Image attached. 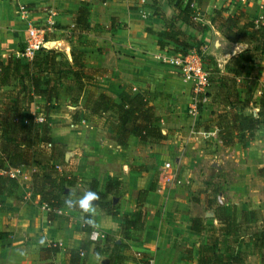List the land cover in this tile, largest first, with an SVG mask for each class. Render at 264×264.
<instances>
[{
	"label": "crops",
	"instance_id": "1",
	"mask_svg": "<svg viewBox=\"0 0 264 264\" xmlns=\"http://www.w3.org/2000/svg\"><path fill=\"white\" fill-rule=\"evenodd\" d=\"M16 1H21L19 4L34 9L30 19L34 18L36 24L48 18L47 10L55 12L54 16L48 18L54 22L51 32L58 35L50 38L51 42H55L56 46L62 48L64 54L70 56L71 67H74L72 52L77 59L82 58L84 61L81 79L73 81L78 85V89L86 82L98 88V93L117 98L121 91L132 86L135 92L146 95L149 104L153 106L154 115L160 119L159 122H163L159 102L167 99L172 101L171 97L177 96L178 100L188 101L189 105L192 94L191 82L183 80L173 68L161 64L158 60L160 54L172 52L175 44L166 42L161 47L160 37L148 31L151 29L159 32L164 29L166 21L175 14L177 0ZM186 1L180 0L177 5L183 7ZM194 6L197 10V21L205 24L207 28L197 31L183 22L176 25L185 35L195 38L207 54L216 57L219 61L216 74L219 76L213 79L218 86L210 81L208 88L211 101L199 112L201 119L207 121L203 123L204 128L200 125L201 128L194 129L193 124L196 120L189 115L191 133L194 132L193 138L198 143L204 138L196 133L197 130L216 131V135L210 137L209 141L218 142L220 153L209 152L203 155L199 151L204 150L198 146L196 152L187 154L179 147L180 149L171 155L172 161L167 157L158 166L148 164L142 169L129 167L127 163L137 161L132 158L134 148H130V139L136 136L131 135L127 146L121 147L116 143L111 125H108L114 144L110 151H114L115 155L110 163L111 166H116L117 171L105 169L107 153L98 156L87 155L91 149L88 141H83L78 148L64 153V157H68L66 159L68 167L76 163L73 175L80 176L83 171L95 175L89 191L95 186L94 192L102 196L100 199L103 203L93 201L88 213L83 212L78 206L70 208L66 204L53 208L44 202L39 194L33 193L31 184H26L28 179L20 180L16 189L17 197L0 195V264H104V261L106 264L107 258L104 257L108 254L105 251L107 239L114 233H118L117 235L125 241V250L128 254L138 253L145 258L153 257L154 264H198L201 246L211 243L212 238L217 236L221 249H225V246L223 247L225 235L219 234L223 224L216 219L214 209L217 206L230 205L236 208L239 224L237 234L231 239L226 237V246L235 249L241 256L239 250L246 243L250 248L247 249V256L243 258L242 254L241 264H264L262 251L259 250L260 241L251 235L252 229L264 228V222L256 219V216L264 217V190L255 187L264 183V177L258 172L264 167V124L259 123L255 127L252 138L244 147L239 143L226 146L220 136L224 134L225 129L219 123L220 117L217 116L220 111H223L222 114L235 111V107L230 106L231 100L235 106L247 100L249 105L245 107L243 113H252L257 117V111L250 107L254 104V108L259 110L260 100L264 96V54L251 51L260 41H251L242 25L247 19L264 25V0H201L194 3ZM80 8L89 11L88 26L85 28L75 23ZM220 8L223 9L221 13L223 17L233 16L237 12L244 13L245 17L238 24L241 30L238 36L227 37L211 22L212 10ZM24 23L17 14V8L14 9L13 0H0V57L3 60L8 56L17 57L18 46L23 45L27 39L28 26L26 28ZM61 34L63 36H59ZM53 50L58 51L56 48ZM242 53L250 54V59L237 73L230 72L228 66L230 58ZM62 69L67 71V67ZM51 74L54 79L58 78L57 74ZM51 74L47 79L42 77L43 81L47 80L48 94L34 96L29 106L32 113H38L36 116L39 117H35L36 119L42 118L40 115L44 113L57 121L60 118L57 112L61 111V104L66 102L65 107L71 108L70 103H76L73 91H70L68 86L62 88L57 80L51 78ZM233 93H236L234 98L231 95ZM0 105H2L0 118L10 121L12 126L21 130L24 118L21 117L14 122L12 114L5 108V102H1ZM81 107L79 105V109ZM76 111L78 109L72 110L71 114L74 115ZM174 112L175 109L172 115ZM65 114L69 115L67 111ZM174 117L176 120L181 119L177 115ZM183 117L185 119L184 115ZM50 124L51 131L47 132L50 142L41 145L46 144L50 147L64 143L53 122ZM160 132L165 133L163 128H160ZM84 133L85 130H80V134ZM12 134L4 123H0V140L11 138L16 141L13 145L16 149L28 148L35 152L33 154L37 160L39 145L34 143L26 147V140L19 143L16 140L18 136ZM196 146L197 144L193 147ZM148 149L151 153L155 151L150 147ZM43 154L49 155L50 152ZM53 161L55 157L50 162ZM167 162L171 167L169 169L164 167ZM228 163H231L232 168H228ZM87 164L92 169H87ZM29 166L31 165H22L18 168L17 180L21 178L23 167ZM207 168L208 171L211 168L214 170L210 177L216 181L217 187L222 189L217 194L212 188L206 189L207 174L204 170ZM60 171V168L58 171L53 169L50 174L60 176ZM151 186L155 188L150 190ZM143 190L146 191V195L139 209L138 193ZM219 194L224 197V203L214 204L213 200H216ZM116 195L117 197H114ZM65 196L64 200L72 199L71 194ZM75 196L81 197V194L76 192ZM110 198L112 204L118 200L117 207L110 208L117 212L116 215L106 213L108 207L104 201ZM192 199L196 204L195 208L192 206ZM200 208H203L204 219L200 218L201 215L197 211ZM138 209L141 210L143 218L141 231L134 234L135 239L122 237L120 225L123 219H135ZM243 212L247 213V226L241 222ZM85 215L92 220L89 224L90 231L84 230ZM194 218L202 226L200 232L191 230V221ZM209 220L212 223L210 230L206 225V221ZM92 230L98 232V241L90 240L89 233ZM126 263L144 264L132 259L126 260Z\"/></svg>",
	"mask_w": 264,
	"mask_h": 264
},
{
	"label": "trees",
	"instance_id": "2",
	"mask_svg": "<svg viewBox=\"0 0 264 264\" xmlns=\"http://www.w3.org/2000/svg\"><path fill=\"white\" fill-rule=\"evenodd\" d=\"M180 0L176 1V11L174 16L166 21L165 27L162 31L154 32L149 29L151 33L160 37L159 45L164 46L166 42H172L175 44L173 52L186 53L194 49V44L199 47V42L190 36L185 35L178 27V22L192 27L197 31H203L207 28L205 24H201L195 19L197 10L194 3H199L201 0H187L185 5L181 7L177 5ZM223 9H213L210 15V20L221 32H224L227 37H236L240 33L238 24L241 19L245 17L244 13L237 12L233 16L223 17L221 16ZM89 11L85 8H80L78 16L76 17V24L81 25L82 28L88 26L87 18ZM246 32L247 37L251 41H260L251 51L256 54H264V25L256 24L253 20L247 19L242 25ZM48 39V38H47ZM166 40V41H165ZM164 41V42H163ZM23 48V47H22ZM200 49L195 50L203 59V51L198 52ZM249 49H246V51ZM172 51V50H171ZM61 52L49 49L41 50L31 60H25L19 57L8 56L5 60L0 57V89L3 87H12L13 90L8 92L4 98L5 108L10 111L14 118H24L22 130L28 138V144H34L38 142L49 143L50 140L47 136V130H43V134L39 136V128L35 122V114H33L29 106L33 102L34 96H46L49 92L47 86V80L43 81L42 77L47 79V76L51 73L61 76H71L76 81H79L83 74V64L80 59H77L75 54L71 53V59L74 67L69 64L66 66L62 64V57L58 59ZM250 54L242 53L240 55L232 56L229 60L230 72L237 73L243 68L246 61L250 59ZM24 60V61H23ZM62 67H67V71H64ZM21 86L20 88H17ZM232 98L236 96V93L231 94ZM6 100V101H5ZM3 103L1 100L0 103ZM249 105L247 100L241 101L240 105H236L233 100L230 101V106L235 107V111L230 113H223V119L230 121L226 122L223 126L225 132L220 134L222 143L226 146L234 143H239L242 147L246 145V142L252 138L255 127L260 123V116L264 113V96L260 100L259 110L257 117L252 113L244 114L245 107ZM82 119L87 120L90 115L94 114H113L114 122L111 124L114 135L116 136V143L121 146H127L128 138L133 135L145 140L146 138L156 137L161 138L162 134L160 128L156 125L159 122V117L154 115L153 106L149 104L146 95L141 92H131L123 90L117 96V98L111 97L104 93H98L96 95L88 94L85 102L81 105ZM79 114L75 112L74 116ZM221 117V118H222ZM221 125V121L219 122ZM34 132L35 139L30 138L29 134ZM248 134L246 135V133ZM28 133V135H27ZM3 136V133H2ZM4 142H0V195L6 194L9 196H16V189L18 187V180L16 177L11 176L10 170L20 168L22 165H33L36 162L34 158L35 152H31L28 148L16 149L15 142L11 138H4ZM39 148V147H38ZM38 153L41 155L40 149ZM47 161L53 160L51 154H44ZM259 175L264 177V167L259 169ZM32 191L34 194H39L41 199L53 208H58L64 205V196L66 195L65 189L71 184L69 178L65 176L52 175L50 173L42 172L41 174H32ZM155 186H151L150 190H153ZM96 187L92 186L91 191H95ZM146 195V191H139L137 198V207L140 209L142 201ZM138 209V210H139ZM106 213L109 215H116V211L106 208ZM216 219L223 224L219 234L225 235L223 239L222 250L220 243H218L217 236L212 238L211 243H207L201 246L200 257L198 264H241L242 258H240L239 252L231 247L226 246V237H231L238 232V222L236 218V208L233 205L230 206H217L214 209ZM84 216V230L90 231L91 227L85 222ZM142 212L138 211L137 217L133 220L124 218L120 225V232L122 237L127 239H135L134 234L138 233L142 229ZM194 218L191 221V230L194 232H200L202 230L201 224L196 222ZM242 224L248 225L247 213L242 214ZM251 235L259 239V250H261L262 259H264V228L261 230H253ZM121 246L122 244H118Z\"/></svg>",
	"mask_w": 264,
	"mask_h": 264
},
{
	"label": "rangeland",
	"instance_id": "3",
	"mask_svg": "<svg viewBox=\"0 0 264 264\" xmlns=\"http://www.w3.org/2000/svg\"><path fill=\"white\" fill-rule=\"evenodd\" d=\"M169 1V0H168ZM14 2V9L16 10L17 6L19 5V3L21 1H16L13 0ZM31 16L29 15L26 19L22 20V22H25L24 25L27 26L29 25V23L34 22L35 19L32 18L30 19ZM40 21H42V19H39ZM51 33V34H50ZM64 34V33H63ZM63 34L59 35V36H63ZM54 36H58L57 33H52L51 31L49 33H47V38L48 41H52L50 40V38H53ZM23 47L22 44H20L18 46V49L21 50ZM200 49L198 52H202L203 53V63L204 66L206 67V69L209 71L210 74V81L213 79H215L216 77H218V73L216 74V71H218V60L216 59V57H213L212 55L207 54L204 49H202V46H200ZM198 46H196V44H194V49L198 50L199 49ZM59 52H61L62 56H59L58 59H61L62 57V64H64L65 66L67 64L70 65L69 61H70V56L67 53H63L62 50H58ZM82 61V58H81ZM84 63V61H82V64ZM71 66V65H70ZM53 75L51 74V78L56 81L57 83H59L61 85L62 88H66V86L69 87L70 91H73V95L75 96V102L76 103H70L71 104V108L65 107V103L60 105L61 108V114L60 112H57L58 115H60L59 119H57V121H54L51 117H47V115H45L44 113H42L40 116L42 117V119H34L35 122L37 123V128H39V130L41 131L39 136H41V134H43V130H47V132H50V127H52V125L50 124L51 122H53V126L56 127L58 129V132L61 133V135H59L60 138L64 139V143H58V145H53V146H46L45 145H41L43 142H38L36 143V145H39V149L41 151V155L37 154V161L39 162V165L37 163H34V165H31L29 167H23V172H21L22 174H20V179H18V182L21 180H26L28 179L26 182V184H31L32 186V182H31V175L32 174H41L42 172L45 173H51V170L55 169V170H59L60 168V173L62 176H65L67 178H69V181L71 182L70 185H68L66 187L65 193L66 195L71 194L72 200H78L79 197H76L75 194L76 192H79L81 194V196L89 191L90 189V184L94 178L95 175L93 174H87V172L83 171V174H81L80 176L78 175H73L72 172L76 167V163L72 164L71 167H68V163L66 161V159H68V157H64V153L68 152L72 149L78 148V146H80V144L85 141L87 143H89V146L91 149L88 150L89 153H87V155H100L103 153H107V159L106 160V165H105V169L106 170H115L117 171L116 166H111V161L112 159L115 157L114 155V151H110L111 147H114V144L112 143V132L110 131V129L108 128L113 122H114V115L113 114H94V115H90V118H88L87 120H82V107L81 109H79V105H82L83 102H85L88 94H93L96 95L98 93V88H96L94 85L88 84V83H82L80 86V89H78V85H75L74 79L71 76H61V78H57L54 79L52 77ZM177 76V75H176ZM179 76V75H178ZM181 78V77H180ZM215 84L216 82L213 81ZM212 82V83H213ZM213 83V85H214ZM216 86H218L216 84ZM21 87V86H20ZM211 88V87H210ZM11 90H13V88L11 87H5V88H1L0 89V101L2 100L4 102V98L8 92H10ZM124 90H128L131 92H135L132 89V86H130L129 88H126ZM219 90V89H218ZM211 91H213V89L211 88ZM208 94L209 93V88H208ZM77 96V97H76ZM213 96V95H212ZM209 97H211V95H209ZM172 101H169L168 99L166 101L163 102H159V106L162 107V116L161 119H163V122L160 121L158 126L165 131V133L162 134L161 138H156V137H149L146 138L145 140L137 138V137H132L130 139V148H134L132 150L133 151V159L137 160L134 161V163L130 162L127 163L129 167H140L141 169L148 164H153V165H161L166 159L167 157L169 158V160H173V157L171 155L175 154V151L181 147V149H184V152L187 154H190L192 152H196L198 146L201 147L202 150L204 151H199L201 152L203 155L208 154L209 152H212V154L214 153H220V149L218 146V142L212 140L209 141L204 139L200 142H196L193 138V133H191V119H190V114H189V105H188V101L187 102H182V100H178V97H171ZM6 101V100H5ZM211 101V98L203 105H201V108L198 111V115L194 117V120H196L195 124H193V128L194 129H199L201 127H199L200 125L204 128L203 123L207 122L201 119V116L199 114V112L201 111L202 107H205L206 104H208ZM67 104V103H66ZM0 105V111L1 109ZM171 107L173 108V110H171ZM253 107L254 111L258 110L255 107V105L253 104V106H251L250 108ZM30 109V108H29ZM80 111V113L77 116H74L73 114H71L72 110H77ZM174 115H177V117L181 118L176 120V116L174 117V115H172V112L174 111ZM31 110V109H30ZM66 111L68 112L69 115H66ZM177 111V112H176ZM35 112V111H34ZM222 112L220 111L218 113L217 116H219V121H221L222 126H224V124L226 122H228V124L230 123V121L227 119H223L222 117ZM248 112H250L248 110ZM35 114V117H39L36 116L38 113L35 112L33 113ZM185 116V119L183 117V115ZM222 117V118H221ZM91 119V120H90ZM187 119V120H186ZM84 121V122H82ZM15 122V121H14ZM0 123L3 124L4 126H6L10 131L13 132L12 135H17L18 138H16V140H18V142H22L24 143L26 140V143H28V138L26 137V135L24 134L25 132L16 128L15 126H12L10 121L8 120H4L0 118ZM260 123L264 124V113L262 114V116H260ZM51 126H50V125ZM74 124V125H73ZM23 125V123H21V126ZM109 125V126H108ZM171 125L172 127H167ZM111 127V126H110ZM80 130H85L84 134H80ZM222 132H224V130L222 129ZM22 135H21V134ZM34 132H31L29 134V136H32L30 138V140H34L35 136L33 134ZM20 134V136L18 135ZM248 134V132L246 133V135ZM28 135V133H27ZM200 136V135H199ZM20 138V139H19ZM50 140V136L48 137ZM29 140V142H30ZM3 142V139L1 140ZM249 141V140H248ZM12 144L16 143L15 142H11ZM105 144V145H104ZM197 144L196 147H193ZM139 147V148H138ZM153 148L152 153L149 152V149ZM88 148V147H87ZM105 148H107V150L109 149V151H107ZM180 149V148H179ZM219 151V152H218ZM43 152H50V154L55 157V161H53L52 163L47 161V158H45ZM148 152V153H147ZM92 153V154H91ZM126 158H128L126 156ZM36 160V159H35ZM231 163H228V168H232L231 167ZM58 167V168H57ZM87 169H92L91 167H89V165H86ZM209 168H207V170H204L206 172V176H205V180L207 183V187L206 189H211L212 191L219 193V191H221V187H217L216 181H213L212 175H210L211 173L214 174V170L210 169L208 171ZM103 171V170H102ZM67 173V175H66ZM68 175L70 177H68ZM17 178H19V176H17ZM90 180V181H89ZM26 186V185H25ZM256 188L260 187L264 190V183L261 184V186H255ZM98 194V199L97 202L99 203H103V201L100 199L102 196ZM70 196V195H69ZM69 196L67 198H69ZM66 197V196H65ZM114 197H117L114 196ZM194 198V197H193ZM68 200V199H67ZM214 204H217L216 200H213ZM112 199H107L104 201V204L108 207V208H112V206H114V208L117 207L118 205V200L112 204ZM192 206L195 208L193 199H192ZM198 213H200L201 215V219H204L203 216V208H200L197 210ZM257 221H263L264 222V217H262V215L260 216H256ZM206 225L212 228V223L211 221H206ZM118 233H114L113 235H109L108 237V242L107 245L105 247V251L106 253H108L107 255H105L104 258H107L106 264H127L126 260L128 259H132V260H137V263H142L144 262L143 258L146 259L145 257L141 256L138 253H134V254H128V252L125 250L126 245H125V241L121 239L120 235H117ZM118 244H122L121 246H119ZM248 244H244L243 246H241V250L240 251V258H242V254H243V258L245 256H247V249H249L250 247L248 246ZM105 260V259H103ZM105 264V261H104Z\"/></svg>",
	"mask_w": 264,
	"mask_h": 264
},
{
	"label": "built area",
	"instance_id": "4",
	"mask_svg": "<svg viewBox=\"0 0 264 264\" xmlns=\"http://www.w3.org/2000/svg\"><path fill=\"white\" fill-rule=\"evenodd\" d=\"M33 13L34 9L31 6L25 4H19L17 6V14L21 20L26 19L30 14ZM46 13L48 14V18L49 16L55 15V12L51 9L47 10ZM48 18L41 23H29L27 28V39L23 44V48L17 52V57L25 60H31L41 50H44L42 48L43 44L51 42L48 41L46 36L47 33L52 31V25L54 22ZM195 19H198V15L195 16ZM158 60L161 64L173 68V70L183 80L191 82L192 94L189 103V114L196 117L201 105L205 104L209 100L208 87L210 85V74L204 66L201 56L195 50H190L184 54L172 51L160 54L158 56ZM18 120L19 118H14V121ZM22 121L24 123L25 119ZM196 133L200 134L204 139H209L210 137H214L216 135V131L214 130H197ZM164 167L167 169L171 168L168 162L164 164ZM18 172V168L10 170L11 176L14 177H17L16 175ZM216 200L218 204L224 203V197L221 194L216 197ZM89 238L92 241H98V232L92 230L89 233ZM144 264H154V258L148 257L144 259Z\"/></svg>",
	"mask_w": 264,
	"mask_h": 264
},
{
	"label": "clouds",
	"instance_id": "5",
	"mask_svg": "<svg viewBox=\"0 0 264 264\" xmlns=\"http://www.w3.org/2000/svg\"><path fill=\"white\" fill-rule=\"evenodd\" d=\"M98 199V194L94 191H87L78 200L68 199L65 200V204L68 207L78 206L83 212L88 213L92 208V202ZM85 222L88 224L92 223L90 217H85ZM43 241H41L42 243Z\"/></svg>",
	"mask_w": 264,
	"mask_h": 264
},
{
	"label": "water",
	"instance_id": "6",
	"mask_svg": "<svg viewBox=\"0 0 264 264\" xmlns=\"http://www.w3.org/2000/svg\"><path fill=\"white\" fill-rule=\"evenodd\" d=\"M42 48L44 50L54 49V48H56L58 50H61L62 49L60 46H58V45L56 46L55 42H49L47 44H43Z\"/></svg>",
	"mask_w": 264,
	"mask_h": 264
}]
</instances>
